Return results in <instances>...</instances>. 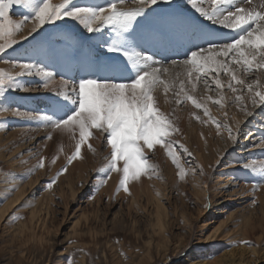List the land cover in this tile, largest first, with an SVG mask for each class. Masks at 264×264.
<instances>
[{
  "label": "snow or ice",
  "instance_id": "1",
  "mask_svg": "<svg viewBox=\"0 0 264 264\" xmlns=\"http://www.w3.org/2000/svg\"><path fill=\"white\" fill-rule=\"evenodd\" d=\"M185 3L208 25L192 27L176 14L159 10L160 5L171 7L173 0H104L102 4H78L76 0L57 3L53 0H0V58L13 46L35 38L47 25L56 26L65 19L75 21L88 34L107 32L102 47L106 53L113 54L104 66L106 75L87 74L78 80L65 79L63 74L56 80V73L31 57L9 58L5 63L15 71L0 69V116L11 113L34 121L49 130L46 139H52L53 131L76 139L68 164L81 157L85 144L95 153L97 149L89 140L98 134L97 138H102L109 147V153L102 167L95 171L103 174L101 183H107L113 172L118 173L117 190L122 188L126 193L130 192L131 181L142 176L151 178V174L156 173L159 166L151 162L149 156L157 146L171 158L180 180L187 172L195 176L196 168L186 170L181 166L180 154L174 147L179 141L172 138L180 129L161 111L156 93L162 90L165 102L171 93L175 105L191 102L208 117L202 119L193 111L191 115L196 120L203 124L211 120L217 135L223 130L228 140L238 143L244 134L242 121L233 116L230 123L227 111L223 112L224 119L212 117L207 101L221 109L225 107L222 102L235 105L245 119L253 116L257 108L264 107V0L258 3L254 0H185ZM15 7L21 9L18 20L10 15ZM29 24L27 34L19 35ZM190 28L191 35L186 36ZM220 30L232 35L222 40ZM178 40L186 45L183 59H172L165 65L156 59V52L149 51V48L167 46ZM49 55L54 57L55 50H50ZM180 68L182 72L175 71ZM221 73L229 79L222 81ZM26 76L37 77L36 87L51 91L56 97L55 104L47 110L31 111L22 110L18 102L7 100L10 91L30 90L21 79ZM198 85L201 98L196 94ZM225 87L232 93L230 97L224 96ZM209 90L218 98L207 95L204 100L202 97ZM247 135L252 137L251 133ZM252 146H258L264 154V137L258 143L252 138ZM44 167L45 157L39 156L34 168L19 179H26L35 168ZM242 167L258 176V182L250 185L254 193L264 187V160H249ZM65 171L66 166H62L57 175ZM199 174L205 175L202 165ZM12 179L8 194L18 190L17 177ZM55 183L56 177H53L46 187L51 188ZM96 187L98 189L99 185ZM237 243L254 244L250 240Z\"/></svg>",
  "mask_w": 264,
  "mask_h": 264
},
{
  "label": "rangeland",
  "instance_id": "2",
  "mask_svg": "<svg viewBox=\"0 0 264 264\" xmlns=\"http://www.w3.org/2000/svg\"><path fill=\"white\" fill-rule=\"evenodd\" d=\"M92 1L101 3L102 0H76L78 4H90ZM57 2L59 0L54 1ZM164 7L165 10L160 11L183 17L190 21L192 27L208 25L186 5L185 0H173L171 7ZM20 14L19 7L10 11L16 20L20 19ZM30 25L19 35H26ZM107 35V32L88 34L75 21L61 20L56 26L47 25L35 38L8 49L0 58V69L15 71L5 63L6 60L31 57L42 61L56 73V80L60 79L61 74L70 80H78L87 74L103 76L107 74L103 71L104 66L113 55L106 53L102 47ZM172 44L149 48V51L156 52L159 61L166 56L169 59L173 57L171 54L178 51V48L170 51L172 46L178 44L182 49L183 43L178 40ZM53 49L56 55L50 57L49 52ZM182 54L169 61L183 59ZM169 61L163 62L167 65ZM220 76L227 78L223 73ZM21 79L30 86V90L10 91L7 100L16 101L22 110L31 111L47 110L55 104L56 97L51 91L36 87L39 83L37 77L26 76ZM196 94L201 98L199 85ZM189 103L197 115L204 116L202 110L195 109ZM12 106L16 107L17 104ZM168 115L176 120L180 129L172 138L179 141L174 147L180 154L181 166L186 170L196 168V175L187 172L185 178L180 180L171 158L157 146L149 156L150 161L159 166L156 173L151 174V178L142 176L137 181H131L130 192L127 193L122 188L117 190L118 173L113 172L107 183H101L103 174L95 171L102 167L109 153V147L102 138H97L98 134L89 140L97 151L93 153L85 144L81 149V157L68 164L67 159L74 152L76 139L55 131L52 132V139H46L49 130L36 122L17 118L11 113L0 116V210L24 191L22 198L8 210L7 215L0 217V264H188L185 261L191 258V261H211L229 250L242 247L264 251V236L260 241L255 239L256 236L244 239L253 241L252 246L237 243L242 240V228L249 213H253L254 217L261 215L264 187L256 190L250 204L244 208L235 207L236 215L233 218L225 215L223 231L228 236L224 240L216 237L213 241H200L201 237L205 238L215 228H204V222L197 219V214L208 207L216 192L207 190L206 194L199 193L200 184L202 181L205 184V179L207 183H214L223 167L214 163L211 168L203 166L205 175L200 176L199 167L188 154L191 150L184 151L188 145L182 140L184 133L180 121H177V114ZM193 119L198 121L195 117ZM197 125L199 128L206 126L201 121ZM76 137L78 139V131ZM39 156L45 157V167L35 168L28 178L20 180L21 175L34 168ZM234 157L226 156L227 163L235 162ZM62 166H66L67 171L57 175ZM251 174H254L251 170H245L236 175L238 182L245 183L250 190V185L258 182L257 174ZM14 176L17 177L15 182L18 183V190L8 194ZM53 177H56V183L47 188V183ZM147 192L160 198L166 207L167 227L161 235L154 234L152 230L156 223V201L146 197ZM34 211L37 215L32 218ZM204 247L211 250L208 256H203Z\"/></svg>",
  "mask_w": 264,
  "mask_h": 264
},
{
  "label": "bare ground",
  "instance_id": "3",
  "mask_svg": "<svg viewBox=\"0 0 264 264\" xmlns=\"http://www.w3.org/2000/svg\"><path fill=\"white\" fill-rule=\"evenodd\" d=\"M54 1L55 0H53V2ZM94 2L97 3V1H92L90 4H94ZM103 2L104 0H102L100 4H102ZM254 2L258 3L259 0H254ZM164 8H165L164 5L159 6V10L160 9L163 10ZM190 20L192 22L194 21L192 19ZM190 35H191V28L186 33V36H190ZM220 35L222 37V40H226L232 34L227 33L226 30H224V32L222 30ZM185 47L186 45L182 44V49H181L178 44H174L170 49V51L175 50L177 48L178 51L176 50V53L175 54L173 53L174 55L173 54L171 55L173 57H178L179 55H181V53H184ZM166 57L161 58L162 61L165 60L167 62L169 61V59L173 58V57H168L169 59H166ZM175 71L182 72L183 69L180 68V69H176ZM220 79L222 81H226L227 79H229V77L223 78L220 76ZM212 87L215 88V85L213 84ZM223 94L226 98L232 95L230 90L227 89L226 87L223 89ZM244 94L247 95V93ZM156 95L159 97V106L164 113L173 114L175 112V114H177L176 115L177 121L178 120L180 121L181 129L183 130L182 132L184 133L182 134L184 136V137L182 136L183 137L182 140H184L187 143L188 150L189 151L191 150V152H189L191 153L190 156L196 162L197 167L201 165L209 167V165H211L212 163L220 164L222 165L221 167H223L219 170V175L217 179H215L214 183H207L206 182L207 179L204 180L203 178L205 184H203L202 181V183L200 184L201 189H199L200 191L199 193L206 194L207 190L210 191L215 190L216 192H214L212 199H210L208 207L205 210H199L197 214V219L200 218L204 222L203 225L204 228H210V229L215 228L214 231L209 233L205 238L201 237L200 239L201 242L213 241L216 240L215 239L216 237H218L220 240H224V238L228 236L227 233L223 231L225 215L228 214L227 218H231V217L233 218L236 215V212L234 210L235 207L240 206L241 208H244L246 205L252 202L253 195L256 194V191L254 193L252 190L247 189L245 183L240 184L238 182V178L236 177V175H238L239 172L241 171L243 172L246 170L242 167L243 163H246L249 160H253V159L264 160V154H262L261 149L258 146L255 148H253L252 146V138H255L258 143L259 139L261 137H264V127H262L264 126V107L257 108L253 116L245 119L243 113H241L239 109L235 107V105L222 102L225 103V107L221 109L219 105L213 104L212 101H207V107L212 117L216 119H224L223 112L227 111L230 123H231L230 118L233 116L236 119L242 121L241 128L243 129L244 134L241 135L238 143L233 144L230 140L227 139V132L221 130V134L217 135L215 125L212 123L211 120H209L208 124H205L206 126L204 125L205 128L204 127L199 128L200 126L197 125V123L199 124L200 121L196 122L193 119L191 113L194 110L189 102L183 103L181 105H175L172 102L171 93L169 94L168 102H165L162 90H159L156 93ZM207 95H213L214 97H217V94L212 90H209L207 94L203 96L204 100H207ZM249 107L251 106L249 105ZM202 117L204 119H207L204 116ZM232 126L235 127V124L233 123ZM248 133H251L252 137H249L247 135ZM226 156L227 157L230 156V158H232V156H235L234 159L236 160L235 161L236 164L233 167L231 166V164L235 162L230 161L229 163H227ZM236 171L238 172L237 174L235 173ZM251 175L255 176L256 174H251ZM71 189L73 190L72 187ZM23 193L24 191H21L18 194V196L14 200H12L11 203H9L8 206L0 210L1 218L2 217L4 218L7 215L8 210H10V208H12L14 205L17 204V202L22 198ZM148 196L150 199L156 201L155 202L156 205L154 204L155 205L154 207L156 209V215L154 216L156 217V223L153 224L152 230L154 231V234L161 235L165 232L167 227L165 221L168 215L166 211V207L161 202V199L155 198L151 192H147L146 197ZM263 200H264V195H263ZM260 214H261L260 217L255 216L256 217L255 218L253 213L252 214L249 213V217L242 228L244 232L241 234L242 240L250 239L256 236L255 239H257V241H260V239L264 236V208H262V212ZM36 215L37 212L34 211L32 212L31 217L35 218ZM221 228L222 230H220ZM261 228L262 230H260ZM217 229H219V231H217ZM204 251L206 253H204ZM210 253L211 250L204 247L203 256H208ZM253 253H255V255H253ZM190 257H193V255H191ZM191 260L192 258L188 259V261L186 260L185 262H187L188 264H264V251L259 252V249L257 248L248 250L245 247H242L240 249L229 250L226 253L220 255L218 258L211 261L208 260L191 261Z\"/></svg>",
  "mask_w": 264,
  "mask_h": 264
}]
</instances>
